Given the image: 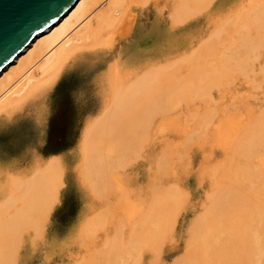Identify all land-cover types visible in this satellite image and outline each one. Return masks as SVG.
Returning <instances> with one entry per match:
<instances>
[{"label": "bare ground", "instance_id": "1", "mask_svg": "<svg viewBox=\"0 0 264 264\" xmlns=\"http://www.w3.org/2000/svg\"><path fill=\"white\" fill-rule=\"evenodd\" d=\"M257 1L264 5V0H77L53 24L38 33L0 71V264L16 261L9 253L14 251L13 248H9L19 241L18 232H21V227L38 223L36 220H39L49 207L53 195L62 188L64 177L69 170H78L79 174L87 179L97 173V161L105 154L100 153L103 149L101 145H104V148L109 145L108 149L114 145L110 148L114 149L117 144L116 148L119 150L123 144L121 146L125 147L124 152L132 154L139 145L149 146L148 139L151 138V131L156 123H160L158 129L162 125L161 128L165 126L166 129L172 130L176 128L177 123H181L185 130L184 139L178 140L182 134L180 128L173 133L175 140L171 139L172 145H183L178 153H174L180 161L187 155L188 159L190 158L188 153L195 147L193 144L196 139L202 141V144H209L207 142L211 141L212 133L208 126L217 120V134L213 135L216 140L213 138V141H218V138L227 139L230 133L241 131L244 127L242 144L237 143L238 147H243L240 151L235 147L238 151L237 153L233 150L235 155L241 153L246 160L255 154L264 155V111L251 113L250 122H245L246 128L242 124L244 118L239 113L234 115L231 112L246 106L251 95L246 100L245 95L239 98L242 94L234 88L236 81L244 83L245 94L264 85V64L259 65L261 69L257 72H261V77L260 73L256 75L254 71L264 50V15H257L264 14V6L253 9L252 5L257 6ZM220 13L241 14L237 16L238 21H234V25L230 19L231 26L234 27L230 31L234 36L232 39L227 38L229 32L227 34L226 26L230 23H225V18L222 19L225 34L223 39L232 41L235 47L227 46L228 48L224 49L227 53L222 50L224 55L220 50L222 58L218 62V47H214L216 38H203L197 49L189 47L187 65L183 67L178 64L183 57L186 58L183 53L178 52V47L184 43L185 38H179L176 31L181 26L189 29L191 14ZM133 14H141V20L133 18ZM246 14L253 15L249 18ZM246 16L253 26L256 25V36L261 37L258 40L253 38V32L246 31V26L243 27L242 21L247 20ZM144 21L152 23L147 24ZM246 24L249 26L248 21ZM241 30L244 31L242 41L235 38V34ZM231 43L228 44L232 45ZM211 61L218 63L213 71L209 66ZM217 89L219 91L216 92ZM228 93L232 103L219 104L211 100L217 97L224 102ZM61 103L70 107L69 132L62 137L48 138L47 129L53 119L55 106ZM230 146L229 150H226L228 154L233 153ZM169 148L171 149L164 146L152 154L151 176L154 182L159 184L171 173L170 154L173 152L170 153ZM115 153L113 150L112 155ZM100 155L102 156L99 157ZM210 156L206 154L204 160ZM106 157L108 155L102 158L103 162H106ZM126 157L122 156L123 159ZM222 160H225L224 164L223 161L221 163L226 167L224 165L227 159ZM120 161L117 162L119 165ZM108 162L109 160L106 164ZM216 162L218 161H215L213 168H217L214 171L218 175L217 170L224 168L220 166L218 169L220 161ZM252 162L254 163L251 161L250 164ZM256 164L246 170L244 167L248 164L242 166L243 169L239 167L241 171L234 169V173L236 170L238 173H233L230 179L224 178L222 187L218 183L217 189L208 196L209 206L205 205L207 208L205 207L203 214L199 213L200 217L198 215L199 218L191 226L190 240L193 241H187V245L188 242L190 244L186 245L185 255L174 264H264V162L259 165L260 168ZM206 165L210 166L209 174H213L211 162ZM109 166L110 164L107 170H111ZM252 168L253 170H250ZM204 169L202 171L206 170ZM215 181L219 182L220 179ZM88 183L90 184L89 181ZM91 183L93 186L97 182L93 180ZM171 185H168V189L175 186ZM177 186L175 187L178 190ZM98 187L100 186L94 189ZM157 187L150 189L154 190L153 193L159 192L155 190ZM173 189H165L167 191L162 194V191L159 192L161 199L157 201L159 195L154 197L157 194L147 197L146 219H141L145 220V225H141L142 221L140 223L141 228L149 227L146 228L147 234L143 235L146 239H143L142 229L138 232L141 234L140 238L135 232V227L132 229L137 239L141 240L143 237L139 243L146 242L141 252L138 251L141 244L138 248L135 246V234H130L135 237L132 241L137 249L136 255L140 252L142 257L143 253L144 258L147 257L146 264L160 262L159 260L154 263L159 259L157 252L160 253L159 248L165 246L166 238L174 230L173 221L170 223L166 219L169 216L166 214L172 216L169 212L180 202L179 194L173 192L177 190ZM101 190L97 192L100 193ZM96 191L94 193H97ZM180 203L181 208L184 203ZM176 209L174 208V211ZM95 219H100V223H95H102V230L105 223L103 225L100 216ZM93 223L90 225L95 230L97 226ZM137 224L138 222L135 226ZM87 227L88 225L85 228ZM85 228L83 227L84 231ZM88 229L91 232L90 226ZM96 230L97 232L92 230V235L100 233ZM117 231L114 238L119 237ZM90 232L86 234L87 239L91 236ZM107 237L106 239L109 238ZM116 238L114 242L111 240V243H114H110L111 247H115V244L118 246ZM110 239L113 238H109V241ZM132 241L128 243L131 247ZM115 248L117 250V247ZM115 248L112 249L113 252ZM106 249L108 247L102 249L104 251L100 250L104 257L109 254L108 251L104 254ZM96 252L95 255L91 252L93 256L90 257V262L89 258L87 262L85 258V261L83 258L81 261L99 262ZM125 252V257L135 254ZM113 254L110 255L115 258V252ZM104 257L103 261L106 262L111 256L107 260ZM141 257L137 256L136 260ZM100 259L102 262V258ZM111 260L113 264L114 259Z\"/></svg>", "mask_w": 264, "mask_h": 264}, {"label": "rangeland", "instance_id": "2", "mask_svg": "<svg viewBox=\"0 0 264 264\" xmlns=\"http://www.w3.org/2000/svg\"><path fill=\"white\" fill-rule=\"evenodd\" d=\"M258 2V1H257ZM258 5H252L253 9H256L258 6L261 5V7H263L264 5L260 2L257 3ZM224 13H220V14H191V20L188 22V27L189 29H186V27L181 26L177 31V36L181 39L185 38V41L183 44H181L178 47V52L179 53H183L185 55L186 58L183 57V59L180 60L181 66L185 67L187 65V58H188V54L190 52L189 47H193V49H197L198 46L202 43L203 38H207L208 40H210L211 38H216V43L214 47H218V55H217V60L218 62H220V58H222V54L224 55L225 53H227V50H224L225 48L227 49L229 46L233 47V44L231 43L232 41L228 42L225 41L223 39V36L225 35L222 29V19H224V22L230 23L227 24L226 28H227V34L229 32V35H231L232 33L230 32L232 28H234L232 25H234V21H238L237 16H241V14H224L225 16H223ZM245 14H243L244 16ZM247 15V14H246ZM251 15H247L249 18ZM257 15H264V14H257ZM132 16H134L133 18H135L136 20L139 19V21L141 20L140 16L141 14H133ZM247 16L245 18H247ZM165 17V16H164ZM249 18H247L246 21H242L244 22L243 27L246 26V31H250L253 32L252 36L253 38L256 40H258L259 36H256V32L257 30H255L256 25L253 26V24L250 22ZM230 19L232 20V22H230ZM237 19V20H236ZM247 21L249 22V26L246 24ZM144 23L147 24H151L152 21H144ZM237 23V22H236ZM230 26V28H229ZM249 28V29H248ZM248 29V30H247ZM243 32L244 31H238L235 34V38L242 41L244 40L243 37ZM229 39H232L234 36L231 35ZM256 37V38H255ZM231 43L232 45H229ZM228 46V47H227ZM230 47V48H232ZM235 47V46H234ZM233 47V48H234ZM232 48V49H233ZM220 50L221 53L223 51H226L225 53L220 54ZM223 50V51H222ZM262 54V55H261ZM261 58L259 59V61L257 62V66L254 67V71L256 72V75H258L261 77V72H259L257 74L258 71H260L261 67L264 64V50L261 53ZM165 63H163L164 65ZM260 65V66H259ZM209 66L211 71H213L217 66L218 63L217 61H211L209 62ZM205 70V68H203ZM259 77V78H260ZM234 88H236L242 95L239 96L242 97L245 95V100L249 97V102L246 106H244L243 108L239 109V110H235V111H231L234 115H241L244 120L243 123L245 125V128L247 127L246 124H248L249 118L251 113L255 112V111H259V112H263L264 111V85H262L261 87H257L252 89V91L250 93H244L245 92V85L243 82L241 81H236V83H234ZM260 88V89H259ZM256 89V90H255ZM219 91V89L216 90V92ZM212 102H218L219 104L221 103H232L233 100L231 99L230 94L228 93L225 97V100L223 102V100L221 98H217V97H213L211 98ZM179 109L181 110L182 108L179 107ZM196 109V108H195ZM239 113V114H237ZM54 115V116H53ZM53 119L50 122V125L48 126V133H47V137L49 138H57L59 136H64L67 135V132H69V127H68V121H69V115H70V107L67 104L61 103L60 105H56L55 106V113L53 114ZM171 118V117H170ZM245 122H247L245 124ZM192 123V122H190ZM219 122L217 120H215L212 125H217L216 127L212 126H208V130H211L212 133V139L211 141L207 142L209 144H202L200 140L198 141H194L192 144L193 146L195 145V147H190L191 149V153L189 151V159H188V155L185 159H182L179 161V159H177L176 155L174 153H178L181 148H182V143L180 144H173V142H171V139H173L172 141L175 140L173 133L178 131V128H180V132L182 133L181 136L179 137L178 140H183L184 138V128L181 126V123H177V126L174 130L172 129H166V127L164 126L163 128H161V126L158 129V126L160 125V123H156L153 126V129L151 131V138L148 139V147H142V145L138 146V148L136 149V151H134L132 154H128L127 152H124V148L123 144L120 145L119 150L118 148L115 147L114 149H110L113 148L111 145L110 148L108 149V146H105L106 148H104V145H101L103 147V151L101 150L100 153L105 152V156L108 155V157H106V162L109 160L108 164H106L105 160L104 162L102 161L105 156L103 155L102 158L99 159V161H97V173H95L92 177H88L85 178L84 176L82 177V174H79L78 170L74 171V170H69L63 180V186L61 189H59L54 195H53V200L50 203L49 207L46 209V211L44 212V214L39 218V220H36V224L31 225L30 227H21L20 231L18 232L17 237H20L18 240L20 241V243H16L14 246L16 247V252L14 249V246L12 245L9 250L13 248L14 251H9V253L11 255H13L12 259H16V261L13 260L11 261V264H78L79 261L82 260L83 261L87 259L90 262V257L95 255L94 252H96V250L98 252H96V255H100V257L97 255V257L99 258V260L101 261L100 258H102V262H100V264H107V262L111 259H114L113 264H139L140 260H141V264H146L147 263V257L146 259L143 256L142 253V257L140 256V250L144 249L143 246H145L144 244L146 242H141L142 238L146 239L145 234H147L148 230L146 231V226L141 228V225H145V220H141V219H146V206H147V197L152 194V196H154V194H157L154 197H157L158 195V199H161V195L163 193V191H167V190H171L173 189L175 186H177L179 189L177 190V188L175 187L173 190H177V191H173V192H177L176 194H179V200L178 202H182L184 203V206L182 204L181 208L180 205L181 203H177V207H174L176 209V211H174V208L169 212L172 214V216H170V214H166L167 220L170 221V223L172 222L174 224L173 227V231L171 234H169V236L166 238L165 240V246H163V242L161 244L162 248L160 249V253L157 252V254H159V256H157V254L155 253V255L159 258H157L158 260L155 261L154 263L158 262L160 260V262L156 263V264H174V262L176 260L181 259V256L185 255V248L187 245V241L191 239V226L193 224V222L200 217L201 214H203L205 207L209 206V202H208V196L212 193V191L215 189H217V185L218 183L221 185L222 187V183L224 181V178L226 179H230L229 177L233 176L234 174L238 173L237 170L241 171V168L239 167H244L246 164L245 170L247 168H251L249 166L251 165H255V163L258 164V166H261V163L264 162V155L263 156H256L257 154L253 155L252 158H255V160L252 158L248 160H246V157L244 155H241V153L235 155V151H240L243 146L238 147V145L240 144L239 142H241L242 144V131H238L237 132H233L229 134V137L226 139H219L217 136V140L218 141H213V138L216 140V137H214L213 135L217 134L216 130L218 127ZM242 125V126H244ZM212 130H214L212 132ZM56 136V137H55ZM156 138V139H154ZM241 139V140H240ZM153 141V142H152ZM182 142V141H180ZM211 142H216V144H213ZM218 142V143H217ZM223 142V143H222ZM169 143V144H168ZM198 143V144H196ZM210 143L212 144V147L210 146ZM238 143V145H237ZM200 144H202L201 146H199ZM219 144V145H218ZM227 144V145H226ZM231 144V146H230ZM153 145V146H152ZM204 145V147H203ZM223 145V146H222ZM230 146V151H233V153H226L229 150V146ZM234 145V147L232 146ZM119 146V144H118ZM117 146V147H118ZM167 146V147H171L170 149V153L171 151L173 153L170 154L171 156V163H170V171L171 173L169 174V176L167 177V179L164 180V182H162L161 184L154 182L155 180H153L154 178L151 176V171H152V167H153V157L152 154L155 151H159L162 147ZM191 146V145H190ZM228 146V147H227ZM151 147V148H150ZM153 147V148H152ZM233 147V148H232ZM237 150H236V148ZM99 148H101L99 146ZM150 148V149H149ZM213 148V149H212ZM241 148V149H240ZM104 149L109 150V152H111L109 154V152L107 153ZM123 150L122 153H118L119 151ZM174 149L176 151H174ZM213 153H212V150ZM114 150V153L116 151L115 154L112 155ZM148 150V151H147ZM237 151V153H238ZM211 152V153H210ZM107 153V154H106ZM127 153V154H126ZM205 153V154H204ZM227 155H226V154ZM124 154V155H123ZM204 154V155H203ZM206 154L211 155L209 158L205 157V160L207 158V160H209V162H207V160H204V156H206ZM112 155L111 158H113L112 160L110 159V156ZM173 155V156H172ZM260 155V154H259ZM102 155H100L99 157H101ZM122 156L126 159H123ZM255 156V157H254ZM122 158V159H118V158ZM140 157V158H139ZM258 157V158H257ZM212 158V159H211ZM260 163H258L256 161ZM261 158V159H260ZM108 159V160H107ZM115 159V161H114ZM118 159V160H117ZM131 159V160H130ZM133 159V160H132ZM222 159H227V163L226 167H223V164L225 162V160ZM123 160V161H120ZM251 161H254V163L252 162L250 164ZM100 161L101 164H100ZM120 161V165L118 164ZM126 161V162H125ZM215 161H220L219 166L216 165V167L218 166V169L220 168H224V169H219L221 171H218L219 174H215V171L217 168H213L215 167ZM223 161V162H222ZM234 161V163H233ZM247 161V162H246ZM262 161V162H261ZM118 162V163H117ZM203 162V163H202ZM211 162V167L213 169L212 173L213 174H209V167L208 165H206L207 163ZM223 164H222V163ZM243 162V163H242ZM246 162V163H245ZM113 163V164H112ZM124 165H123V164ZM203 164V168L200 166ZM110 164L109 168L111 170H107L106 168L108 167V165ZM112 164V165H111ZM205 164V166H204ZM256 164V166H257ZM101 165V166H100ZM123 165V166H122ZM233 165V166H232ZM118 166L120 167H125V170L123 168H118ZM200 166V167H198ZM208 168H207V167ZM256 166H254V168H256ZM259 166V168H260ZM204 167H206L205 169L208 170L209 172H207ZM242 167V169H243ZM253 167V166H252ZM113 168V169H112ZM118 168V169H117ZM202 168V169H201ZM205 171H202V170ZM211 169V170H212ZM229 169V170H228ZM234 169H237L234 173ZM258 169V167L256 168ZM100 170V171H99ZM250 170H253L250 169ZM255 170V169H254ZM233 171V172H232ZM105 172V174H104ZM216 172V173H217ZM222 172V173H220ZM108 173V175L106 174ZM176 173V174H175ZM230 173V175L228 176V174ZM234 173V174H233ZM222 174V175H221ZM81 175V177H80ZM212 175V176H211ZM215 177L217 180L220 179L219 182L215 181L216 179H210L213 176ZM108 176V177H107ZM228 176V177H227ZM105 178V179H102ZM91 178H93L91 180ZM106 178H109L108 180ZM87 179V180H85ZM245 179V178H244ZM249 180V178H247ZM97 182L94 183L93 186L95 185V187L100 186L96 189L93 188V186H91V182ZM96 180V181H95ZM102 180V181H101ZM246 180V179H245ZM247 180V181H248ZM88 181L90 182V184L88 183ZM104 181V182H103ZM222 181V182H221ZM99 182H101V184H99ZM103 182V183H102ZM108 182V183H107ZM215 182H217V184H215ZM110 183V184H109ZM98 184V185H97ZM114 184H116V186H114ZM120 184V185H119ZM172 184L171 186L175 185L174 187H170L171 189H168V185ZM107 185H111V187L107 186ZM219 185V186H220ZM155 186H158L157 189H155L156 191L159 190V192H161L159 194V192H155L153 193V189ZM167 187V188H165ZM220 187V188H221ZM105 188H109L108 190H104ZM111 188V189H110ZM153 188V189H150ZM182 188V189H180ZM94 189V192L100 191L101 192H97L94 193L92 190ZM100 189V190H99ZM150 189V194L148 193ZM164 189V190H163ZM167 189V190H165ZM152 190V192H151ZM180 190V191H179ZM185 192H184V191ZM108 191V192H107ZM172 191V190H171ZM183 191V192H181ZM99 193V194H98ZM103 193V195H102ZM182 193V194H180ZM185 197H184V194ZM183 195V196H182ZM178 196L176 195V198ZM185 199H184V198ZM181 198V199H180ZM184 200H183V199ZM184 202H183V201ZM187 200V201H185ZM131 205V207H130ZM206 205V206H205ZM206 207V208H207ZM179 209V211H178ZM142 212V214H141ZM174 212V213H173ZM178 212V213H177ZM145 213V214H144ZM175 213H177V215H175ZM201 213V214H199ZM109 214V215H108ZM145 216H144V215ZM174 214V215H173ZM143 215L141 218L140 216ZM199 215V217H198ZM99 216L101 217V222H103V225L105 223V225L107 224V226L105 227V230L103 231L101 229L102 223L101 225L96 224L95 222L98 221L100 219H95L96 217L99 218ZM104 216H106L104 218ZM176 216V217H173ZM95 219V220H94ZM165 220V218L163 219ZM175 220V223H174ZM94 221V223H93ZM142 221V223H141ZM138 222V224L135 226V224ZM35 223V222H34ZM89 223V224H88ZM90 223H93V225H95V230L92 229ZM141 223V225H140ZM86 224V225H85ZM37 225V226H36ZM88 225V227L90 226L91 232L90 230L85 228ZM171 226V225H170ZM173 226V225H172ZM171 226V227H172ZM83 227L89 231L91 234V236H89L88 234V239L86 237V234L89 233L84 231ZM100 227V228H99ZM135 227V232H137V235L141 236L140 233H138L141 229L142 231V238L141 240L138 238L137 239V235L135 232L132 231V229H134ZM116 228V229H114ZM83 229V230H82ZM98 229L100 231V233H96ZM149 229V227H148ZM172 229V228H170ZM169 229V231H170ZM82 230V232H81ZM92 230L96 231L94 234L92 235ZM116 230L118 235L116 238L117 240V250L115 247H111V240L112 242H114L115 238L113 237L114 235H116ZM98 231V232H99ZM140 231V232H141ZM146 231V232H144ZM132 232V233H131ZM144 232V234H143ZM21 233V234H20ZM135 234V237L137 240H135L134 236H130ZM106 235V236H105ZM113 238L110 239L109 238ZM94 236V238H93ZM90 237H92V239H90ZM106 237L108 239H106ZM131 239L129 240L130 238ZM17 239V238H16ZM173 239V240H172ZM108 240V241H107ZM132 240H135V246L136 248H138L141 244V247L138 248V255L137 254V249L134 247ZM140 240V241H139ZM172 240V241H171ZM107 241V242H105ZM115 241V242H116ZM131 243L132 247L134 248V253L132 252L133 248L128 244ZM137 241V243H136ZM139 241V242H138ZM145 241V240H144ZM193 241V240H192ZM190 240V242H192ZM104 242V243H103ZM190 242H188V245L190 244ZM106 243V245H105ZM111 243V244H110ZM19 244V246L17 245ZM83 244V245H82ZM110 244V245H109ZM137 244V245H136ZM105 245V246H103ZM111 248H109V246ZM114 245V243L112 244ZM139 245V246H138ZM187 245V246H188ZM104 248H103V247ZM138 246V247H137ZM89 247V248H88ZM102 247V248H100ZM104 252V254H106L108 251L109 254H106L105 257L102 256V253L100 250L107 248ZM100 248V249H99ZM115 252V258H113L112 255L113 254V250L114 249ZM110 249L112 251H110ZM136 249V250H135ZM163 249V250H162ZM188 249V248H187ZM90 253H89V252ZM100 251V252H99ZM104 251V250H102ZM125 251H130L131 255L132 253L136 256V258H134L135 256L132 255L128 257H125L123 255L126 254ZM156 251V250H155ZM12 252L14 254H16V257H14V254H12ZM93 252V253H91ZM113 252V253H110ZM144 252V251H142ZM163 252V254H162ZM100 253V254H99ZM128 253V252H127ZM93 254V255H92ZM162 254V255H161ZM108 255V257H107ZM112 257H110V256ZM114 255V254H113ZM122 255V257H121ZM127 256V255H126ZM134 256V257H133ZM137 256L141 257L138 258L140 260H136ZM161 256V257H160ZM104 258H106L105 260H107L109 257V259L105 262L103 261ZM85 258V260H84ZM125 258V259H124ZM14 259V260H15ZM81 261L80 264H83L85 262ZM16 262V263H15ZM94 262V261H93ZM91 263H85V264H92ZM98 261L94 262L95 264L99 263ZM93 263V264H94ZM112 260L110 263L111 264Z\"/></svg>", "mask_w": 264, "mask_h": 264}, {"label": "water", "instance_id": "3", "mask_svg": "<svg viewBox=\"0 0 264 264\" xmlns=\"http://www.w3.org/2000/svg\"><path fill=\"white\" fill-rule=\"evenodd\" d=\"M77 0H0V71Z\"/></svg>", "mask_w": 264, "mask_h": 264}]
</instances>
